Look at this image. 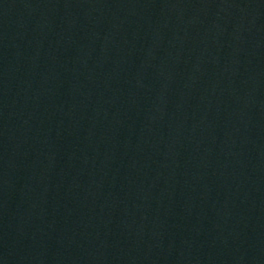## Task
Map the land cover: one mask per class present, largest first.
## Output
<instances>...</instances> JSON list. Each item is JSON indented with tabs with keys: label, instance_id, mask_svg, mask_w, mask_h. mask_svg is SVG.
<instances>
[{
	"label": "water",
	"instance_id": "obj_1",
	"mask_svg": "<svg viewBox=\"0 0 264 264\" xmlns=\"http://www.w3.org/2000/svg\"><path fill=\"white\" fill-rule=\"evenodd\" d=\"M0 264H264V0H0Z\"/></svg>",
	"mask_w": 264,
	"mask_h": 264
}]
</instances>
